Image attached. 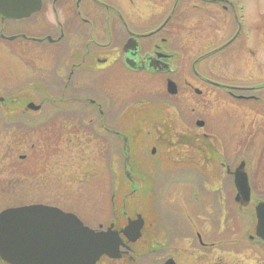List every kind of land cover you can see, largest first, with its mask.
<instances>
[{"label":"rangeland","instance_id":"obj_1","mask_svg":"<svg viewBox=\"0 0 264 264\" xmlns=\"http://www.w3.org/2000/svg\"><path fill=\"white\" fill-rule=\"evenodd\" d=\"M235 1L243 3L251 31L250 41H243L244 48H253L256 55L245 51L246 54L237 57V61L236 44L229 46L226 52L227 70L216 74L223 76L232 85L239 81L248 86L251 77L264 81V0ZM171 3L172 0H163L159 5L157 0H148L142 20H165L172 11ZM201 6L192 10V7L184 4L178 10L177 20H235L233 9L228 5H225L226 9L217 5ZM232 31L228 26V31L224 33L212 24L204 37H196L193 42L183 41V59H179L180 63L173 60L171 64L191 63L228 39ZM7 34L10 35V32ZM173 43L171 35L164 48L171 51ZM29 49L28 43L21 40H0V97L5 98V102L0 104V212L33 205L54 207L75 215L84 225L96 231H105L110 223L118 228L126 224V218L133 219L139 214L150 228L144 231L140 240L146 248L135 251V264H162L166 258L175 259L177 264H264V246L254 236V208L264 202V134H260L256 127L258 122L263 124L262 112L257 116L249 110L247 104L241 110L231 101H216L219 94H207L206 86L197 82L187 71L172 76L132 73L123 82L114 78L113 88L108 84L98 94L81 88L79 104H62L55 99L57 103L42 102L38 112L29 111L25 108L28 103L34 102L38 106L41 97L50 95L49 90L44 94V85L36 83L33 87L39 99L33 97V101H30L33 88H29L27 83L36 76ZM60 59L55 62L52 59L53 68H60L64 64ZM215 59H210L208 64L222 61ZM241 59L243 65L257 67L258 73L246 70L237 73L233 65H237ZM41 68L45 70L42 64ZM36 69L40 68L36 66ZM166 77L174 79L179 87L187 82L205 93L202 98L196 99L192 90L185 97L182 94L173 97L166 93ZM49 89L52 96L57 97V88ZM72 95L66 93L68 97ZM227 107L240 112V121L247 124L244 131L236 130L237 135H227V131H224V136L222 132H217V135L208 138L216 151L212 148L208 154L212 169L203 173V163L200 162L206 161L207 153H200L199 157L196 151L202 145L210 144L198 142L200 140L197 137L200 136L194 126L193 115L201 116L198 120H203L206 128L210 124L209 121L207 124L206 119L210 117L212 128L221 130L225 126V118L220 111ZM99 110L103 115L99 116ZM74 112L79 113V130L70 124L75 123L70 120V115L61 118V115ZM60 119H64L65 126ZM252 122L256 128L254 135L252 133L255 130H247ZM17 124L19 128H34L35 131H29L33 132L30 136L28 133L22 136V132H27L22 130L18 136L13 135L11 130ZM64 128L68 129L65 136H52ZM75 129L79 134L74 132ZM71 130L74 134H71ZM114 132L129 141L130 160L141 167L138 183L131 185L124 178L123 143L113 135ZM224 140H227V145L230 141L232 144L241 141L245 148L243 156L237 160L235 152H227V164L232 170L241 161L245 162L252 191L249 204L241 211L232 196L233 186L230 181L227 185L226 217L215 213V209L211 213L203 212L192 201V188L186 184H177V177L187 182L189 174L178 175L175 173L177 171H173L196 161L201 165L197 163L199 169L195 168L198 177H205L206 181L210 177L215 178V170L220 162V147ZM152 149H155L154 155L151 154ZM203 199L208 206L213 201V197ZM190 202L194 205L193 211L189 210ZM190 216L192 227L188 226L190 220L186 221ZM195 231H199L204 242L209 244L204 249L206 257L200 256L199 259L192 258L189 250ZM249 235L253 237L252 241L247 240ZM196 249L200 252V248ZM120 259L103 258L99 264H129ZM0 264L3 263L0 261Z\"/></svg>","mask_w":264,"mask_h":264},{"label":"flooded vegetation","instance_id":"obj_2","mask_svg":"<svg viewBox=\"0 0 264 264\" xmlns=\"http://www.w3.org/2000/svg\"><path fill=\"white\" fill-rule=\"evenodd\" d=\"M157 1L159 5H161L163 0ZM184 4L188 7H192V10L198 5L202 7L201 4L206 6L217 5L222 9H226L225 5H228L229 8L233 9V19L235 20H230V22L229 20H177L178 10L183 7ZM146 5H148V0H42L39 12L33 14L26 20H0L1 41L13 42L21 40L29 45L30 56L33 58L36 76V78L33 77V80L27 83L29 88H33L30 101H33V97L34 99L38 97V93L35 92V88L33 87L36 83H40L46 87L44 94L48 90L50 91L49 96L40 98L41 100L38 104L39 108L36 112L41 109L40 104H42V102L52 104L59 101L62 104H79V90L81 88L89 89L94 94H98L100 90L103 92L105 86L108 84L113 88V83L115 82L114 78L118 79L119 82H123L125 79L127 80V76L132 73L148 75L163 74L167 76L170 74V76H172L187 71L192 74L197 82L206 86L205 90L207 94H219V98L215 99L216 101H231L241 110H243L244 104H247L249 110L257 116L262 112L263 124L258 122L256 123V127L260 134H264V81L261 82L260 80L258 81L257 78L251 77V82H248V86H245L244 82L239 81H235L238 84L234 83V85H232L233 83L227 82L223 76H217L216 74L227 70L226 52H228L229 46L232 47V45L234 46V44H236L235 60L237 57H243L246 54L245 51L252 55L255 54L253 48H244L243 41H250L251 31L246 21L243 3L235 0H172L170 5L172 11L168 13L165 20H142L143 9ZM212 24L218 27L220 31L223 30L224 33L228 31V26H230L233 31L230 33L228 39L191 61V63L172 65L171 62H173V60L180 63L179 59H183V51L181 50L183 41L193 42L196 37H204L206 32L212 28ZM199 28H202V30H199ZM186 29L188 30L187 32H185ZM6 31L7 33L10 32V35H8ZM171 35H173L174 43L172 50L169 51L165 49L164 46L168 41V37ZM251 42L255 44L253 40ZM193 44L194 43H192V45ZM230 50H233L231 52L234 53V49L231 48ZM215 57L222 61L208 64L209 60ZM58 58H61L62 60L60 59L61 61H58L64 64H62L60 68H53L52 59L55 62ZM128 63L132 65L133 69L129 67ZM41 64L44 65L45 70L41 68ZM36 66L41 70L36 69ZM233 66L237 73H242L243 70H246V72L252 71V73L255 74L258 73L257 67L249 68L248 65H243V59H241L237 65ZM41 73L43 74L41 75ZM165 80L166 93L167 83L171 81L174 84L175 94L173 97L178 94H182L185 97L186 94H189L192 90L195 96L194 98L196 99L202 98L205 93L187 82H184V86L179 87L177 83L173 81L174 79L171 80L169 77H166ZM52 87L57 88L59 92L58 95L56 94L57 97L52 96V91L49 89ZM66 93L74 95L68 97ZM55 99H57V101ZM4 102L5 98L0 97V104ZM30 103L34 104V102ZM91 103L95 104L94 101H91ZM177 109L178 108H176V110ZM99 111V116L103 115V112H101V110ZM77 112L61 115V118H66L70 115V120L75 121V123L70 124L79 130V113ZM220 112L225 118V126L221 127V130L212 128L210 117H207V119L205 118L207 124L208 121L210 122L208 128H206L207 125L205 126L203 120H198L201 116L193 115L195 121L194 126L199 132L198 136H200L197 137V140H200L198 142L201 144L205 142L210 144L205 146L202 145L198 148L199 151L194 149L199 154V157L200 153H207L206 161L200 162L203 163L201 167V172L203 173L204 171L209 172V168L212 169L210 164L211 161H208V154L211 153L213 147L208 138L217 135V132H222L224 136L226 135V131L227 135H237L236 130L238 129L239 132L244 131V127L247 124L240 121L241 115L238 111L236 112L227 107ZM50 120L51 122L53 121V119H49V121ZM60 120L62 123L65 122L64 119ZM199 122H201L202 125H198ZM19 124L14 126V129L11 130L13 135H17L19 131L22 130L27 131L22 132V136L27 133L28 136H30L33 132L29 131H35L34 128L29 130L24 127L19 128ZM63 126H65L64 123ZM129 126L134 128L130 124ZM248 127L247 130H255V132L252 133V135H254V133H256L254 123L252 122ZM78 130L75 129L74 132L79 134ZM47 131H50V129ZM67 131L68 129L64 128V130L57 131L55 133L56 135L53 134L52 136H65ZM71 134H74L72 130ZM113 135L123 143L122 154H124L125 158L122 162V169L125 180L131 185L138 183L137 179H139L138 174L141 167L137 162L130 160L128 155V147H131L128 146L129 141L122 136H118L116 132H114ZM244 149L241 141L236 144H232L230 141L227 145V140H224L220 147V162L215 170V178L210 177L206 181L205 177H198L196 175L198 172L195 170V168L199 169L197 166L198 162L192 161L193 163L185 167L188 168L187 170H183L185 168H175L173 170L177 171L175 173L178 175L181 173L189 174L187 182H183L180 177H177V184H186L189 188H192L194 196L192 201L195 205H199L203 212L208 213L213 211L212 209H215V213L218 215L220 214V216L225 215L226 217L228 213L227 185L230 181L233 186L232 196H234V201L236 196L233 183V171L235 167L233 168L234 170L229 169L227 164V152H235L237 154L235 160H237L243 156ZM214 150L216 151V149ZM151 154H155V149ZM140 164L144 165L143 162H140ZM146 168L148 169L147 171H149L150 166ZM157 169L158 168H156V170ZM245 172L247 174L248 184L250 185V174L246 170V164ZM210 173L212 174V171ZM145 176L146 173L143 169V177L145 178ZM151 180H153V177ZM203 197H209V199L213 197V201L209 202V206ZM235 203L237 206L239 205L236 201ZM240 207L241 211L245 208L242 206ZM189 210H194V205L191 202L189 203ZM137 215L138 214H136L133 219H135ZM129 219L131 218H126V223ZM187 220H190L188 226L192 227L191 224L193 220L191 216L188 219L186 218V221ZM109 225H112L113 229L116 231H120L126 226V224H124L115 228L113 223ZM149 228L146 220L143 219L141 238L138 241L128 243L121 237L126 247L122 248L124 255H122L120 260L124 259L129 264H135L136 258L133 256H136L135 251L146 248V245L143 246L144 243L140 240L144 236V231L149 230ZM194 234L192 245L191 242L189 243L191 257L195 259H199L200 256L206 257L207 252L204 249H207L209 244L204 242L203 236L199 231H195ZM254 236L256 237L255 229ZM247 240L252 241L253 237L249 235L247 236ZM196 248H200V252H198ZM103 258L105 257L101 259ZM101 259L97 264L100 263ZM167 260H172L173 264H177L176 260L173 258H166L164 262L161 263L166 264ZM190 264H192V262Z\"/></svg>","mask_w":264,"mask_h":264},{"label":"water","instance_id":"obj_3","mask_svg":"<svg viewBox=\"0 0 264 264\" xmlns=\"http://www.w3.org/2000/svg\"><path fill=\"white\" fill-rule=\"evenodd\" d=\"M42 0H0V20H23L38 12ZM129 67H132L128 63ZM167 92L175 94L174 84L167 83ZM38 106L28 104L26 109L36 111ZM198 125H202L201 122ZM244 163L236 168L235 201L246 206L250 189ZM256 235L264 243V203L255 207ZM143 220L127 222L120 232L109 227L95 232L84 226L73 214L57 208L33 205L6 209L0 213V261L5 264H96L102 256L119 259L121 234L128 242L141 236ZM166 264H173L167 261Z\"/></svg>","mask_w":264,"mask_h":264}]
</instances>
